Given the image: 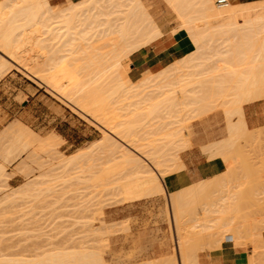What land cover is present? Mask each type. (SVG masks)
Masks as SVG:
<instances>
[{
    "label": "bare ground",
    "instance_id": "1",
    "mask_svg": "<svg viewBox=\"0 0 264 264\" xmlns=\"http://www.w3.org/2000/svg\"><path fill=\"white\" fill-rule=\"evenodd\" d=\"M167 1L181 21L174 35L185 56L178 61V66L174 63L158 73L144 71L138 82L130 81L127 72L130 63L127 66L125 61L164 34L163 28L153 21L143 0H67L64 8L53 7L49 0H3L0 3V49L9 55L0 51V76L3 77L11 68L8 66L6 70V64H12V67L16 66L28 74L31 72V75H37V78L33 75V79L41 78L39 81L54 87L61 98L67 99L101 124L108 131L103 138V143L108 146L101 147L103 139L101 143L98 142L100 148L95 143L93 146L98 151L104 148L101 155L106 157L99 155L101 159H97L98 156H92L94 159L91 160L90 155L87 158L89 163L85 160L87 167L83 166L87 171L81 168L83 163L79 161L80 165L75 166L80 168L71 171L78 173L82 169L88 175L86 177L80 170L79 174L72 173V180L80 178L78 182L88 183V186L100 189V192L117 191V196L130 205L151 196L166 194L162 176L171 173L169 168L174 166L172 163L180 156V150L190 148L186 135L189 125L177 120V115L185 113L184 116H188L191 111L205 115L224 108L225 116L229 117L226 120L229 121L227 127L230 132L226 140L236 142L246 131L241 125H236L240 122H233L234 117H242L243 105L262 98L264 94V87L257 86L264 79V71H260L264 69V1L253 5L241 4L239 7L230 1L224 7L216 6L215 0ZM210 20L219 23L213 25L208 22ZM37 48H40L38 54ZM207 61L218 65L217 69H226L225 72L212 74L210 77L214 81L211 84L201 79L208 74L202 67ZM194 80L199 86L197 94L192 88ZM161 112H167L169 118L166 120L171 121H156ZM19 124L9 126L13 125L8 131L14 132L15 136L10 147L0 152L3 159V163H0V193L8 190V187L4 188L10 176L6 165L12 166L21 155L29 152L27 158L32 162L38 154L29 150L36 142L40 143L38 148L42 152L46 148L52 151L57 145L55 137L41 140ZM235 142L233 145H236ZM224 143L226 147L233 146L232 143ZM222 146L218 144L220 150L209 146L215 151L211 152L210 149V153L214 154L211 156L222 155L232 172L234 151L226 148L225 151V146ZM95 147L91 146V149ZM79 155L74 157L76 161L84 157V154ZM23 161L16 166V173L32 168H26L29 163ZM181 169H184V164ZM29 171L32 176L34 170ZM30 172L22 175L26 177ZM43 177L40 175L37 180H29L28 183L25 181L22 188L4 195L0 204H15L22 197L50 192L52 186L49 187V182L64 179L58 175L56 179H46L47 183L40 181ZM185 193V190H181L166 194L167 197L165 195L166 203L172 210L175 241L182 255L179 264H199V243L203 241L204 244L206 239H210L208 243L205 242L207 245L221 246L227 235L236 238L237 246L245 245L241 240H249L254 251L248 263L261 264L257 251L261 249L264 256L263 231L253 225H241L240 222L247 220L235 213L232 205L220 213V224L217 226H205L202 231H186L185 226H180L189 200L185 198L191 197H184ZM99 211L101 215L105 214ZM106 220L101 216L85 222L93 237L90 247L84 241L71 250L53 248L36 255L39 257L36 260H26V256L20 259L18 255L17 258L12 256V259L8 257L9 254H3L0 264H109L106 255L110 248L111 232ZM165 264L175 263L169 261Z\"/></svg>",
    "mask_w": 264,
    "mask_h": 264
},
{
    "label": "rangeland",
    "instance_id": "2",
    "mask_svg": "<svg viewBox=\"0 0 264 264\" xmlns=\"http://www.w3.org/2000/svg\"><path fill=\"white\" fill-rule=\"evenodd\" d=\"M229 1L237 7L241 5L237 0ZM143 2L153 21L164 28V35L162 37L176 38L174 31L180 28L181 21L178 19L176 12L169 2L167 0H143ZM49 3L55 8H64L67 6L65 0H49ZM159 16L162 17V19H165L167 23L163 25L158 20ZM210 21L208 22L211 24L213 23V25L219 23V21ZM36 50V54L40 53V48H37ZM0 51L9 57V55L3 50L0 49ZM203 57L208 58L207 55H203ZM39 61L42 62L41 59ZM129 63L130 68L127 67L129 79L131 82H138L143 72L134 65V58L132 55L125 61V65L128 66ZM176 63V66H178L179 62ZM11 65L12 64H6V70H8V66L11 68H9L8 72L5 71L6 73L3 77L0 76V152H3L10 147L11 140L14 138L15 133L8 131V128L12 123L14 125V123L18 124V122L21 123L19 124L20 126L23 125V128L26 127L27 131H31L34 133H31L32 135H37L41 140H45L50 136L55 137L57 139V145L52 151L50 149L47 150L48 148H46L43 149L46 151L42 152V149L39 150L38 148L40 147V143L36 142L33 144L34 147L31 146L32 148L29 150H33L38 154L36 155L37 157L34 155V158H36L33 159L32 162L28 161L27 158L29 152L28 154L25 153L27 156L21 155V157L18 158L19 162L17 161L14 163L15 165L13 163L12 166L11 164L6 165L7 173L10 174V176L5 184L7 186L4 188L8 187V190H2L3 193H0V199H3L2 197L10 192L19 189L20 187L22 188L24 184L29 182V180L30 182L31 180H37V177L40 175L44 176L42 180L40 178V181H46L47 183L50 179L52 180V178L56 179L58 175L64 179L61 181L58 179V181L53 183L49 182V187L52 186V191L50 192L45 191L42 193H35L34 196L29 195L27 197H22V199L20 198V200H17L15 204H0V257L3 258V254L4 256L9 254V258L18 255V258L20 257V259L26 256L24 258L26 260L28 258L29 260H36L39 258L38 254L47 252V250H53V248H65L71 250L72 248H78L80 246L79 244L84 241L86 244L89 243L87 246H92L93 237L89 233L90 229L85 225V222L88 223L87 221L91 220V218L103 216L107 219L106 221L111 232L110 248L106 255L109 264H145L144 262L147 260H152L153 263L146 262V264H165L162 263L163 260L172 259L173 255L176 257H173L172 262L179 264L176 260L177 255L175 254L176 233L173 229V221H171V217L169 216L170 207L167 205L168 202L166 203V194L155 195V198H152L151 196L148 199L146 198V200H142L138 204L130 205L123 202L120 196H117V191L100 192V189H93L91 185L88 186V183L78 182L80 178L79 180L77 179L78 181L76 180V177L74 178L75 180H72V173L73 175H76L82 170L78 169V173H76L75 170V173L71 171L79 167H76L75 165L83 163L80 166L84 169L83 166L86 164L85 160L87 161V158L90 155L91 160L94 159L92 156H98L96 157L97 159H101L100 157H106L101 155L104 148H101L103 149L102 151H98V148L96 147L101 143L102 139L105 138V134L108 131L105 130L101 124L83 113V111L73 103L63 97L61 98V96L55 92L54 87L48 83L39 81L41 79L39 77V80H37V75L33 74L36 77L33 79L34 76L31 75V72L28 74L20 68L17 69L18 67H12ZM189 66L194 65L190 64ZM202 67H205V70L203 71L208 72L207 75L201 77V79L207 84H211L214 81V79L210 77L212 74L226 71V69L223 68L217 69L219 66L212 61L205 62ZM221 67L224 66L222 65ZM260 71H264V69H260ZM196 82L197 81L194 82L192 88L193 90L195 89L194 92L197 94L196 91H198L199 86L195 84ZM185 86L187 88V85ZM257 86L264 87V79L261 80ZM262 98H264V94ZM193 109L195 110V108H192V110ZM163 113L164 112H161L157 115L158 117L155 118L156 121H171V119L166 120V118H169L168 113ZM190 113H188V116L187 114L184 116L185 113H181L179 116L177 115V120L185 121V123L189 125L186 135L189 138L190 148L188 146L186 150H180V154L183 152L182 157L185 165L192 150H196L194 152L196 158L204 160L206 164L224 165V174L227 170L225 165L227 164V162H225L226 160L221 157L222 155H219V157L214 156L213 158L204 149V145L208 143L210 139H217V115L219 113L224 116L227 133L228 136L230 135L227 128V116H225L224 108H220L216 111L213 110V113L209 111V113L207 112L205 114L206 116L195 114L194 111H191ZM164 117V120H160ZM243 136L245 137L242 138ZM237 140L239 141H236V151L240 155H238V157L236 156L237 158H235V160L243 159L245 157L247 162L251 163V169L255 174L250 178L245 179L241 168H238L234 180L230 183H221L220 186L216 188L219 191L216 195L217 197H222L229 195V192L232 194L237 193L239 192V189H234V187H238L240 183H244L245 191L252 193V195L255 193L259 194L261 195L260 197L264 198V131L249 135L247 134V136L240 135ZM103 142L104 139L102 141L103 145H98L99 148L100 146L105 148L108 146V144L105 145ZM94 143L96 144V147L93 146ZM91 146L93 148L95 147V149H91ZM90 149L91 151L93 150L92 153H90ZM85 153L90 154L87 155ZM79 154H84V157L82 156V158H78L76 161L74 157H78L77 155ZM99 155L101 156L99 157ZM20 159L24 160L23 162L26 160L28 161H26L29 163H26L28 165L26 168H32L28 169L26 172H30L29 170L33 169L35 171H33V175L36 178L33 175L31 176L32 172L29 173V177L28 173L26 176L30 179L24 177L26 172L23 170L22 171L25 175H22L23 173L19 172L20 170L16 173V166L22 161ZM79 161L80 163H78ZM174 162L172 163L174 166H171L172 169L169 168L172 170L171 173L168 172V169L166 177L162 176V179L164 178L163 183L168 192L171 191L174 186H179L181 189L188 187L192 184V180L199 178L197 171L191 170L187 166L184 169H181V166L183 165L181 156H178ZM0 163H3L1 156ZM235 164L236 163H233L232 166H238ZM86 167L87 166H85V168ZM85 170L86 169H84V171ZM84 171L82 173H84ZM84 175L87 177L88 173L86 172ZM49 176H52V178L50 177L49 179ZM81 176L82 175H80V177ZM85 176H82V178ZM46 179L49 180L47 181ZM47 186H45V188ZM244 194L247 195V193ZM167 206L169 207V211L167 210ZM249 206L250 204H246L244 207ZM99 210H102V213L105 214L101 215ZM205 216L206 215H204V218ZM253 216L251 217L250 214H246L248 219H255L256 216ZM257 218L259 220H264V215L257 216ZM179 225L183 227L185 226L184 214L181 217ZM189 227H191V225ZM207 240L208 239L204 241L205 245L202 243L203 241L199 243L200 250L198 249V254L199 259L203 264H205V261L209 256L222 250V247L218 248L216 244L207 245L210 239ZM241 241L245 244L244 246H236L235 243H232L231 239L227 242L232 243L233 246L238 248L250 247L252 248L253 254L254 247L248 243L249 240ZM258 250L261 252L260 254V252L257 251L258 255H260L258 256L259 259L261 258L259 261H261V264H264L262 250L259 248ZM15 258H17V256Z\"/></svg>",
    "mask_w": 264,
    "mask_h": 264
},
{
    "label": "crops",
    "instance_id": "3",
    "mask_svg": "<svg viewBox=\"0 0 264 264\" xmlns=\"http://www.w3.org/2000/svg\"><path fill=\"white\" fill-rule=\"evenodd\" d=\"M3 0H0V3ZM67 2V0H65ZM72 2H79L81 0H71ZM242 5H253L260 2H263L264 0H237ZM158 20L164 25L166 22L165 19H162V17H158ZM169 22V21H168ZM164 32V28H163ZM164 35V34H163ZM1 53V52H0ZM185 56V51L182 49L181 44L175 37H160L156 41H154L149 46L141 49L139 52L132 55L134 58V65L136 68L142 70V72L146 70H150L152 73H158L170 66L171 64H174L178 62L180 59H182ZM242 117L236 116L235 119H233V122L236 124L237 122L241 125L242 129H244L246 132L242 133L243 135H248L260 131H264V98H260L256 101L249 102L243 105L242 107ZM226 114V113H225ZM227 115V114H226ZM229 119V117L227 116ZM241 119V120H238ZM217 139L212 140L210 139L208 143L204 145V149L208 154L214 155L210 153V149H215L218 146L223 145L224 142H227L226 144H234L233 142H228L229 136L226 129V122L224 120V116L219 113L217 115ZM229 123V121H227ZM228 126V125H227ZM229 128V127H227ZM230 133V132H229ZM187 134V133H186ZM225 140V141H223ZM222 142V143H220ZM236 143V142H235ZM214 144H217V146H213ZM222 144V145H221ZM212 147V148H209ZM225 146V147H224ZM230 146V148H228ZM224 149L232 150L233 149V163H236L235 165H238L236 167H233L232 172H230V169L227 164L226 165V172H224V165L221 164H213L209 165L206 164L204 160L197 159L196 154L194 153L196 150H192V153L189 157V159L185 162L182 157V153L180 154L181 160L184 164V168L187 166L191 170H195L198 173V179L192 180V184H190L188 187L182 188L179 186H174L171 191L166 192V194L170 195L171 192H179L181 190H185V196H191L190 198H185L188 200L186 203V208L184 212V224H185V230H195V231H202L205 226H217L219 225L218 217H220V213L224 210L225 207L232 205L235 213H238L241 215L244 219L247 221L240 222L241 225H253L254 227L261 229L263 231V242H264V220H259L257 216L264 215V198L260 197L259 194L249 193L245 191L246 189L244 183H240L238 187H234V189H239V192L237 193H231L229 192V195H225L222 197H217V193L219 192L216 188L220 186L221 183H230L234 180V176L237 173L238 168L242 170L244 173L243 177L245 179L250 178L255 173L252 171V165L251 163L247 162V159L244 157L243 159L235 160V158L238 157V152L236 151L237 146L236 145H228L226 147L225 143L222 146ZM232 147V148H231ZM217 149L220 150V147ZM225 149V151H226ZM218 150V151H219ZM223 150V149H221ZM211 152H215L212 150ZM218 156V155H217ZM237 156V157H236ZM264 163V161H263ZM190 190V193H189ZM244 193H247L245 195ZM138 204V203H136ZM246 204H250L249 207H244ZM247 209V210H246ZM245 213V214H244ZM246 214H250L251 217L254 215L256 216L255 219H248L246 217ZM189 215V216H188ZM204 215L205 218H204ZM253 216V217H254ZM170 217L172 221V210L170 208ZM174 223H172L173 225ZM191 225V227H189ZM195 226V227H194ZM194 227V228H193ZM173 229L175 230V225L173 226ZM220 230V229H217ZM222 231V230H220ZM232 241V243H235V237L232 235H227L223 242L220 244L222 247V250L216 254H213L209 256V258L205 261V264H250L248 263L249 260L252 257V248H238L233 246L232 243H229L227 241ZM237 246V242L235 243ZM251 245V244H250ZM175 254L177 255L176 260L178 262L181 261L182 255L179 251L178 242L175 241ZM252 246V245H251ZM254 251V250H253ZM172 259H166L163 260L162 263L166 262H172ZM198 256V262L199 264H203V262L199 259ZM176 257V256H175ZM148 263H153L152 260H147ZM144 262V263H146Z\"/></svg>",
    "mask_w": 264,
    "mask_h": 264
},
{
    "label": "built area",
    "instance_id": "4",
    "mask_svg": "<svg viewBox=\"0 0 264 264\" xmlns=\"http://www.w3.org/2000/svg\"><path fill=\"white\" fill-rule=\"evenodd\" d=\"M229 3V0H215V4L218 7H224Z\"/></svg>",
    "mask_w": 264,
    "mask_h": 264
}]
</instances>
